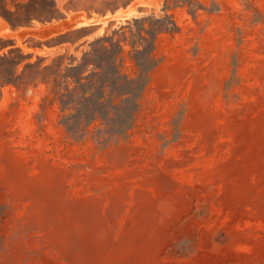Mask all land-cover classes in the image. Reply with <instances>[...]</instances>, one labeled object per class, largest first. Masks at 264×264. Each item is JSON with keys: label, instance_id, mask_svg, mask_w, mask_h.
Wrapping results in <instances>:
<instances>
[{"label": "rangeland", "instance_id": "374dc122", "mask_svg": "<svg viewBox=\"0 0 264 264\" xmlns=\"http://www.w3.org/2000/svg\"><path fill=\"white\" fill-rule=\"evenodd\" d=\"M122 1L55 0L65 17L17 29L0 15L11 29L0 44L48 62L163 13L164 0ZM199 1L217 9L170 3L179 29L159 36V62L118 141L73 138L42 82L0 78V264H264V0ZM17 3L41 11L52 0L0 8ZM80 12L88 21L73 24ZM83 25L90 34L75 43L33 46Z\"/></svg>", "mask_w": 264, "mask_h": 264}, {"label": "trees", "instance_id": "16d2710c", "mask_svg": "<svg viewBox=\"0 0 264 264\" xmlns=\"http://www.w3.org/2000/svg\"><path fill=\"white\" fill-rule=\"evenodd\" d=\"M171 2L186 5L193 15L200 8L217 9L204 6L199 0H164L161 15L151 12L127 19L125 24L94 36L81 54L69 53L65 48L57 51L48 62L45 61L47 56H38L31 61L32 52L23 53L20 46L0 44V50L7 47L0 55V78L3 83L17 86L42 82L46 89L43 102L49 100L58 104V122L75 139L91 136L107 144L125 138L133 126L151 72L159 62L155 54L158 38L164 32L174 33L179 29L173 14L167 12ZM117 6L110 4L86 10L104 14L107 9L113 11ZM0 15L12 29H17L31 24L34 19L63 18L65 12L52 0L51 7L41 11L27 3H17L15 8L4 5ZM88 27L90 25L67 29L33 46L51 48L75 43L90 34L86 31ZM127 58L132 64L130 71L126 69Z\"/></svg>", "mask_w": 264, "mask_h": 264}, {"label": "bare ground", "instance_id": "6f19581e", "mask_svg": "<svg viewBox=\"0 0 264 264\" xmlns=\"http://www.w3.org/2000/svg\"><path fill=\"white\" fill-rule=\"evenodd\" d=\"M118 12H120L119 13V16H123L124 15V10H122L121 8L120 9H118ZM72 15V14H71ZM75 16V15H74ZM64 20V19H63ZM88 21V19H87V17L85 16V14L84 13H82V12H80V13H78L77 15H76V17L74 18V22H73V24L74 23H85V22H87ZM64 22H66L65 20H64ZM69 24V23H68ZM45 25V24H44ZM58 25V24H57ZM61 26V25H60ZM43 27V26H42ZM49 27V26H48ZM48 27H46L47 29H48ZM57 27V26H56ZM58 28H60L59 26H58ZM55 29H57V28H55ZM54 29V30H55ZM7 30L8 31H10L11 29H10V27L8 26V24L6 23V22H4V20H1L0 19V34H6L7 33ZM52 31V30H51ZM11 32V31H10ZM18 32V31H17ZM27 34V33H26ZM44 34H45V32H44ZM12 35V34H11Z\"/></svg>", "mask_w": 264, "mask_h": 264}]
</instances>
